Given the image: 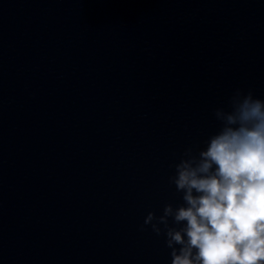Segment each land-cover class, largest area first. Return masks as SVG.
Listing matches in <instances>:
<instances>
[{
	"label": "water",
	"instance_id": "95a60500",
	"mask_svg": "<svg viewBox=\"0 0 264 264\" xmlns=\"http://www.w3.org/2000/svg\"><path fill=\"white\" fill-rule=\"evenodd\" d=\"M264 99V0H0V264H170L148 212Z\"/></svg>",
	"mask_w": 264,
	"mask_h": 264
},
{
	"label": "clouds",
	"instance_id": "9594fccd",
	"mask_svg": "<svg viewBox=\"0 0 264 264\" xmlns=\"http://www.w3.org/2000/svg\"><path fill=\"white\" fill-rule=\"evenodd\" d=\"M212 115L218 130L171 166L182 203L141 230L164 236L170 264H264V99L237 88Z\"/></svg>",
	"mask_w": 264,
	"mask_h": 264
}]
</instances>
